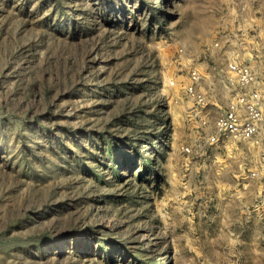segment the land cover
Listing matches in <instances>:
<instances>
[{
	"label": "rangeland",
	"instance_id": "374dc122",
	"mask_svg": "<svg viewBox=\"0 0 264 264\" xmlns=\"http://www.w3.org/2000/svg\"><path fill=\"white\" fill-rule=\"evenodd\" d=\"M242 2L0 0V264H264L258 150L207 142Z\"/></svg>",
	"mask_w": 264,
	"mask_h": 264
},
{
	"label": "built area",
	"instance_id": "2783aa9c",
	"mask_svg": "<svg viewBox=\"0 0 264 264\" xmlns=\"http://www.w3.org/2000/svg\"><path fill=\"white\" fill-rule=\"evenodd\" d=\"M236 5L238 10L236 6L231 23L218 31L212 41L214 47L235 46L238 50L226 58V67L220 70L227 93L226 105L215 120L214 131L207 135V142L226 147L252 142L258 155L250 176L263 184L264 191V72L257 71L255 60L242 56L248 44H264L261 39L264 26L259 6H250L248 2ZM201 80L200 70L194 68L185 87L188 99L194 104L190 118L198 123L195 127L200 134L209 123L205 113L209 101L207 93L199 87ZM185 150L190 152L188 147Z\"/></svg>",
	"mask_w": 264,
	"mask_h": 264
},
{
	"label": "crops",
	"instance_id": "0c3cea01",
	"mask_svg": "<svg viewBox=\"0 0 264 264\" xmlns=\"http://www.w3.org/2000/svg\"><path fill=\"white\" fill-rule=\"evenodd\" d=\"M259 9L261 11V16H260V20L261 21H264V0H260L259 2ZM263 26H264V23H262ZM261 39L263 40V37H261Z\"/></svg>",
	"mask_w": 264,
	"mask_h": 264
}]
</instances>
